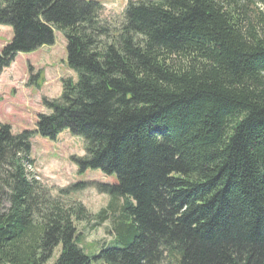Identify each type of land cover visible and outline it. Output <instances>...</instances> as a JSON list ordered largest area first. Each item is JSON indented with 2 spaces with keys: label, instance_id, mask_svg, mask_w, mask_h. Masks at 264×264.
<instances>
[{
  "label": "trees",
  "instance_id": "1",
  "mask_svg": "<svg viewBox=\"0 0 264 264\" xmlns=\"http://www.w3.org/2000/svg\"><path fill=\"white\" fill-rule=\"evenodd\" d=\"M103 12L0 0L14 32L0 71L58 30L78 74L36 131L0 125V264H48L59 247L54 264H264V0H129L118 29ZM66 130L85 143L80 173L118 179L96 185L111 197L96 215L28 173L34 135ZM91 219L112 240L88 253L77 222Z\"/></svg>",
  "mask_w": 264,
  "mask_h": 264
},
{
  "label": "rangeland",
  "instance_id": "2",
  "mask_svg": "<svg viewBox=\"0 0 264 264\" xmlns=\"http://www.w3.org/2000/svg\"><path fill=\"white\" fill-rule=\"evenodd\" d=\"M97 2L104 7L102 20L118 29L129 0H84ZM13 29L0 26V53L13 39ZM67 40L61 31L55 30V44L43 46L31 53H19L14 62L0 71V125L11 127L13 134L36 131L39 115L50 114L44 99L55 100L63 94V81L78 80V74L67 64ZM85 143L69 130L52 141L37 134L32 138L31 158L28 165L31 178L47 187L54 199L66 208L83 205L91 215L106 208L111 197L101 192L99 185H117L116 176H108L99 170L80 173L73 157H84ZM81 186V187H80ZM78 187V188H76ZM64 192L62 197L60 193ZM122 204L123 202L120 201ZM8 207V204H6ZM96 220L77 222L85 236L84 247L89 252L99 250L112 240L108 235L111 223L96 227ZM61 247L48 264H54Z\"/></svg>",
  "mask_w": 264,
  "mask_h": 264
}]
</instances>
